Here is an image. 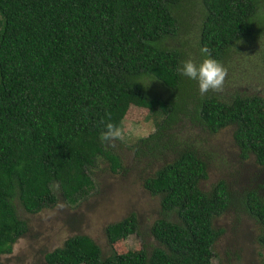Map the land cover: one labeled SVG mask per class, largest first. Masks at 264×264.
<instances>
[{
    "label": "trees",
    "instance_id": "trees-1",
    "mask_svg": "<svg viewBox=\"0 0 264 264\" xmlns=\"http://www.w3.org/2000/svg\"><path fill=\"white\" fill-rule=\"evenodd\" d=\"M184 0H0V255L26 230L14 202L35 214L57 197L74 205L92 187L98 159L109 169L118 158L101 139L105 124L119 127L130 106L146 109L155 130L132 147L162 162L143 187L159 197L163 212L150 228L156 245L137 253L102 257L84 236H72L44 255L45 264H209L218 237L212 220L230 195L223 181L208 192L204 161L176 149L173 131L181 121L215 134L232 127L239 156L264 164V99L244 92L221 100L199 97L195 81L178 72L180 54L165 47L176 35L175 14ZM196 47L207 46L221 63L238 40L248 39L256 0H200ZM258 27H260L258 25ZM257 32V31H256ZM143 78L164 89L147 96ZM194 81V84H193ZM194 86L193 90L192 87ZM194 103V105H193ZM189 104H192L190 107ZM264 228V203L255 191L242 200ZM134 217L105 228L108 244L135 234ZM264 248V234L258 239ZM264 264V258L262 263Z\"/></svg>",
    "mask_w": 264,
    "mask_h": 264
},
{
    "label": "rangeland",
    "instance_id": "rangeland-1",
    "mask_svg": "<svg viewBox=\"0 0 264 264\" xmlns=\"http://www.w3.org/2000/svg\"><path fill=\"white\" fill-rule=\"evenodd\" d=\"M256 1L254 33L248 39L238 40L222 62L228 70L223 91H209L203 96L199 93V97L228 100L229 96L244 92L264 99V0ZM175 16L179 27L165 47L176 50L180 62L192 59L199 64L202 59L196 40L202 16L200 0H184ZM142 84L148 97L165 98V91L158 82L143 78ZM195 86L198 87L197 81ZM192 89L197 90L194 86ZM153 122L146 109L133 106L127 109L119 125L123 131L121 138L106 146L118 158L120 167L112 172L105 159H98L89 168L91 189L74 205L57 197L52 207L28 214L14 202L16 215L25 223L26 230L16 239L9 255H0V264H45L46 253L75 235L92 241L102 257L111 253L133 254L143 245L148 247L147 250L156 245L150 235L152 223L158 219L174 221L175 216L161 210L159 197L151 196L143 183L162 162L147 154L136 156L131 149L140 139L154 132ZM232 131V127H226L210 134L201 126L181 121L172 133L177 142L176 149L194 150L205 163L206 179L199 182L198 188L208 193L217 182L223 181L230 195L225 211L212 220L218 237L207 256L208 263L261 264L264 248L258 239L264 234V228L246 212L242 200L247 193L255 191L264 203V164L258 165L252 156L240 158ZM127 217H134L137 233L108 244L106 226Z\"/></svg>",
    "mask_w": 264,
    "mask_h": 264
},
{
    "label": "clouds",
    "instance_id": "clouds-1",
    "mask_svg": "<svg viewBox=\"0 0 264 264\" xmlns=\"http://www.w3.org/2000/svg\"><path fill=\"white\" fill-rule=\"evenodd\" d=\"M200 51L204 59L199 64L192 59H187L182 62V66L178 68V72L189 79L197 81L201 96L209 91L222 92L228 74L227 68L220 61L211 58L207 46L201 47ZM122 134V129L109 121L105 124V130L101 133V139L104 142H111L121 138Z\"/></svg>",
    "mask_w": 264,
    "mask_h": 264
}]
</instances>
